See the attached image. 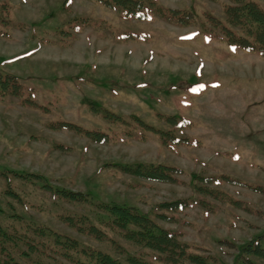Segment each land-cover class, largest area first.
<instances>
[{"label":"rangeland","instance_id":"1","mask_svg":"<svg viewBox=\"0 0 264 264\" xmlns=\"http://www.w3.org/2000/svg\"><path fill=\"white\" fill-rule=\"evenodd\" d=\"M106 1L0 0V82L18 86L0 83V264H72L52 231L120 261L162 254L125 238L105 204L135 207L218 263L260 261L240 247L264 229V57L225 40L215 20L243 34L227 0H143L140 17ZM167 8L192 21L171 22ZM135 119L179 141L164 144ZM61 121L80 129L50 127ZM135 163L179 172L160 182L122 168ZM175 200L187 205L158 207Z\"/></svg>","mask_w":264,"mask_h":264},{"label":"trees","instance_id":"2","mask_svg":"<svg viewBox=\"0 0 264 264\" xmlns=\"http://www.w3.org/2000/svg\"><path fill=\"white\" fill-rule=\"evenodd\" d=\"M112 1L117 5L125 15H133L135 17H140L144 13V9L147 8L143 3V0H108L106 3ZM227 3L223 4V12L227 18L230 25L237 26L241 34H236L225 25L219 23V28L225 40L233 46L256 51L261 56L264 57V10L253 0H227ZM162 15L168 17V20L175 22L179 25H186L192 21L191 11H179L176 9L167 8L164 10ZM216 25V23H213ZM10 79L11 83H8ZM2 85V91L5 90L7 84L12 86V93L17 91V84L12 76H5L0 82ZM114 119H119V116L110 114ZM139 125L149 131L160 134L162 143H177L179 138L172 141L173 136L166 132H161L152 126H149L142 122L141 120L135 119ZM166 122L169 124H175V116L165 117ZM51 128H70L73 130H79L80 128L70 122H58L50 126ZM85 135L92 137L93 139L103 138L105 134L96 131L86 130ZM102 140V139H101ZM170 141V142H168ZM184 141V140H182ZM124 171L129 172L133 175L143 177L144 179L156 180L160 182H175L176 179L173 174L178 173L179 170L173 166H166L163 164H139L135 163L132 166H123ZM36 177V176H34ZM227 178L229 182L233 184H241L248 186L237 179H233L228 176H221ZM202 182L214 180L212 177H202L198 178ZM198 190H203L199 188ZM62 197L66 198L68 201L84 200L85 194L80 192H72L69 190H57ZM238 205L237 201L233 202ZM184 200H175L168 202H161L158 207L165 211H173L186 206ZM102 209L109 215L110 221L113 222L118 228L122 229V235L136 243L146 246L150 249L156 250L158 253H162L158 256H153L150 260L145 253L143 254H126L123 261H120L117 257L110 255L106 251L100 249H92L85 251L83 248L77 247V240L73 237L67 235H61L59 233H54L53 242L60 245L62 253L69 255V259L73 262L72 264H156L155 261L160 259L162 261H169L173 264H185L183 259L195 264H221L215 261L214 255H201L196 252H191L189 245L179 239V233L173 230H168L159 223L154 222L151 218L147 217L145 214L140 213L132 206H123L118 204H105ZM158 217L165 218L164 214H157ZM69 224H74V222H68ZM79 227V226H78ZM88 232H98V229L93 224L87 227ZM98 236V234H95ZM255 236V241L253 243L247 242L241 245V253L251 254L257 256L260 261L264 264V229L257 233ZM219 242H226L230 244L229 241L225 239L218 240ZM80 253L82 258L73 257L74 251ZM258 260L250 259L244 255L242 260L234 259L232 264H262ZM187 264V263H186Z\"/></svg>","mask_w":264,"mask_h":264}]
</instances>
